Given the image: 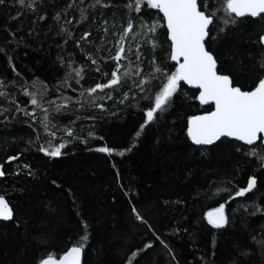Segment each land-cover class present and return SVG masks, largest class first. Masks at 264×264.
<instances>
[{
  "label": "trees",
  "instance_id": "16d2710c",
  "mask_svg": "<svg viewBox=\"0 0 264 264\" xmlns=\"http://www.w3.org/2000/svg\"><path fill=\"white\" fill-rule=\"evenodd\" d=\"M198 2L206 14L215 13L205 45L218 72L252 89L264 75V22L245 17L225 25V0ZM132 3L39 0L30 9L0 0V81L7 93L0 97L6 173L0 195L13 210L11 220H0V264L58 257L85 232L81 264H128L146 244L152 247L133 264H264V141L196 145L187 135L188 120L213 105H202L198 89L183 81L166 110L134 138L177 66L161 13L126 7ZM129 22L133 30L123 39L131 43L116 62L114 34ZM157 22V31L148 33ZM139 25L143 32L130 40ZM118 64L119 84L88 91L108 83ZM140 80H147L143 91ZM32 95L39 106L31 104ZM60 144L58 157L40 151ZM104 146L116 151L98 150ZM13 156L18 159L9 162ZM252 177L256 188L236 197ZM220 204L229 222L217 229L206 213Z\"/></svg>",
  "mask_w": 264,
  "mask_h": 264
},
{
  "label": "snow or ice",
  "instance_id": "6c2138e0",
  "mask_svg": "<svg viewBox=\"0 0 264 264\" xmlns=\"http://www.w3.org/2000/svg\"><path fill=\"white\" fill-rule=\"evenodd\" d=\"M18 3L26 8L34 9L39 0H18ZM95 3L100 4L101 0H95ZM126 7L132 8L136 12H140L142 7H147L156 9L163 14L168 38L171 41L170 59L178 64L175 71L167 75L161 91L154 98V106L147 110L146 120L140 125L134 138H139L145 128L156 119L157 114L166 110L171 98L177 93L181 81H183L199 89L198 99L202 105H214V110L203 115L193 116L188 121L187 135L196 145H211L221 137H233L247 145H253L258 140L264 141V77L259 78L251 90H242L239 86H234L233 80L228 75L218 73L217 61L205 45L206 39L210 38V25L214 22L215 13L206 14L201 10L198 0H133V3ZM224 12L229 14L228 18L223 20L225 25L235 23V18L245 17L259 18L264 22V0H225ZM159 26L158 22L152 23L147 26V32L155 33ZM132 30L133 24L129 22L121 36V41ZM85 35L87 36V34ZM259 43L264 45V35L260 36ZM124 53L125 48L121 42L112 59L119 62L124 58ZM260 67L264 69V62L260 64ZM74 71L77 77L81 76L80 69ZM155 71L161 72L162 70L157 67ZM118 73H120L119 64L116 70L111 73L108 83L97 84L88 91L95 93L97 89L103 90L119 84L121 76ZM145 83L147 80L139 81L137 86L141 91H143ZM3 89L4 84L0 81V97L7 95ZM125 98H127V94H125ZM31 104L39 106L35 95H32ZM27 114L34 116V113ZM46 121L47 115L42 121L45 123V127H47ZM64 146V144H60L51 150L42 147L40 151L48 156L58 157ZM98 150L109 154L116 151L109 147ZM126 151H131V148L119 151L117 154L122 156ZM16 159H18L16 156L8 157L9 162ZM260 160L261 167H264V156H260ZM5 175L3 165H0V177ZM256 186L257 180L252 177L248 180L245 188L236 191L235 196H245L252 192ZM132 211L138 220L146 223L135 207ZM206 215L208 224L217 229L225 227L229 222L224 204H220L219 207L209 211ZM12 218V208L5 197L0 195V220L7 221ZM83 226L86 229V223ZM87 239L88 236L85 232L80 237V242L70 247L59 259L48 254L46 257H42L38 264H81ZM150 247H152L151 244H146L144 249ZM144 249L134 250L129 255L128 264H133L139 252Z\"/></svg>",
  "mask_w": 264,
  "mask_h": 264
},
{
  "label": "rangeland",
  "instance_id": "374dc122",
  "mask_svg": "<svg viewBox=\"0 0 264 264\" xmlns=\"http://www.w3.org/2000/svg\"><path fill=\"white\" fill-rule=\"evenodd\" d=\"M144 28H145V26L143 27V26H141V25H139V26H137L136 27V32L134 31V34L133 35H131V37H130V40H134V36H136V35H138L139 33H141V32H143V30H144ZM124 29H126V26L124 27ZM123 29V30H124ZM146 31V30H145ZM122 31H118L117 33H115L114 34V46H115V48H116V53H117V51H118V48H119V46H120V43L122 42L123 43V46H124V48H125V46H126V44L127 43H131V41H127V40H124L123 39V41H121V36H122ZM126 37V36H125Z\"/></svg>",
  "mask_w": 264,
  "mask_h": 264
},
{
  "label": "water",
  "instance_id": "95a60500",
  "mask_svg": "<svg viewBox=\"0 0 264 264\" xmlns=\"http://www.w3.org/2000/svg\"><path fill=\"white\" fill-rule=\"evenodd\" d=\"M160 13H161V12H160ZM161 15L163 16L162 13H161ZM164 22H165V21H164ZM165 26H166V22H165ZM166 28H167V27H166ZM262 35H264V32L262 33ZM167 37H168V31H167ZM168 39H169V38H168ZM169 42H170V45H171V41H170V39H169ZM170 50H171V49H170ZM207 50H208V49H207ZM208 51H209V50H208ZM169 57H170V55H169ZM170 60H171V59H170ZM171 62L174 63L176 66H178V64H177L175 61H172V60H171ZM218 73H219V72H218ZM219 74H222V73H219ZM222 75H226V74H222ZM262 77H264V75H263ZM184 83H185V82H184ZM185 84H186L187 86H189V87L197 88L196 86L189 85V84H187V83H185ZM254 87H255V86H254ZM197 89H198V88H197ZM250 90H251V89H250ZM198 96H199V89H198ZM198 100H199V99H198ZM199 102H200V101H199ZM212 110H214V105H213V108H212L210 111H212ZM210 111H207V112H210ZM207 112L199 113V114H196V115H194V116L203 115V114H205V113H207ZM192 117H193V116H192ZM190 118H191V117H190ZM190 118H189V119H190ZM188 121H189V120H188ZM187 128H188V126H187ZM222 138H228V139H231V140L239 141V140H237V139H235V138H233V137H221L220 139H222ZM220 139H219V140H220ZM217 141H218V140H217ZM217 141H215V142H217ZM215 142H214V143H215ZM239 142H242V141H239ZM242 143L246 144L245 142H242ZM246 145H247V144H246ZM205 146H209V145H205ZM104 147H105V146H104ZM5 199H6V198H5ZM6 200H7V199H6ZM10 207H11V206H10ZM213 209H215V208H213ZM213 209H210L209 211H212ZM209 211H207V213H208ZM207 213H206V214H207ZM206 218H207V215H206ZM71 247H72V246H71ZM69 248H70V247H69ZM69 248H68V249H69ZM68 249H67V250H68ZM67 250H66V251H67ZM66 251H64L62 254H64ZM62 254H61V255H62ZM61 255H60V256H61ZM60 256L55 257V258L59 259Z\"/></svg>",
  "mask_w": 264,
  "mask_h": 264
}]
</instances>
